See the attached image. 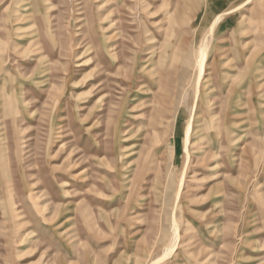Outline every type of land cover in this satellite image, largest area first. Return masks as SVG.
<instances>
[{"label":"rangeland","instance_id":"1","mask_svg":"<svg viewBox=\"0 0 264 264\" xmlns=\"http://www.w3.org/2000/svg\"><path fill=\"white\" fill-rule=\"evenodd\" d=\"M0 264H264V0H0Z\"/></svg>","mask_w":264,"mask_h":264},{"label":"bare ground","instance_id":"2","mask_svg":"<svg viewBox=\"0 0 264 264\" xmlns=\"http://www.w3.org/2000/svg\"><path fill=\"white\" fill-rule=\"evenodd\" d=\"M218 20V17H216L215 19H214V21L212 22L213 24H215L216 23V21ZM211 28H212V24H211V26H210ZM206 56H207V52H206V49L203 47V46H201L200 47V49H199V51L197 52V55H196V59H195V66H194V68H195V75H194V83H193V88H194V101H196V99L198 98V86L200 85V83H201V80L203 79V77H201L202 76V74H203V71H204V64H205V58H206ZM195 104V103H194ZM190 124H191V122L189 123H187L186 124V128H185V130H184V143L186 144L187 143V139H188V137H189V134H190V131L192 130L191 128V126H190ZM181 183V182H180ZM182 184V183H181ZM179 188V187H178ZM179 190V189H178ZM173 224H175V223H173ZM175 226V225H174ZM174 228H176V227H174ZM173 228V229H174ZM175 232V231H174ZM176 234V233H175ZM173 238V237H172ZM176 238V237H175ZM174 238V239H175ZM173 239V240H174ZM172 242V241H171ZM173 243V242H172ZM174 246V245H173ZM170 247V246H169ZM171 248V247H170ZM168 254V253H167Z\"/></svg>","mask_w":264,"mask_h":264}]
</instances>
